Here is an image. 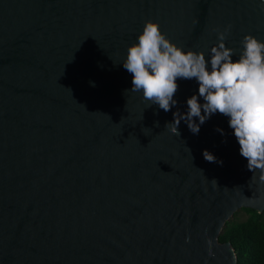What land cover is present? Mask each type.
Returning a JSON list of instances; mask_svg holds the SVG:
<instances>
[{"label":"water","instance_id":"obj_1","mask_svg":"<svg viewBox=\"0 0 264 264\" xmlns=\"http://www.w3.org/2000/svg\"><path fill=\"white\" fill-rule=\"evenodd\" d=\"M148 20L206 58L228 25L233 59L246 34L264 41V0H0V264H237L218 236L264 210V182L228 117L165 128L194 78L168 112L130 91Z\"/></svg>","mask_w":264,"mask_h":264},{"label":"clouds","instance_id":"obj_2","mask_svg":"<svg viewBox=\"0 0 264 264\" xmlns=\"http://www.w3.org/2000/svg\"><path fill=\"white\" fill-rule=\"evenodd\" d=\"M230 30L231 25L215 30L218 42L206 58L202 50L178 46L166 37L158 22L148 20L137 42L128 47L122 64L132 77L130 91L142 93L147 107L158 105L164 112L177 104V80L194 78L199 84L198 95L190 96L187 111L174 112L173 121L165 128L179 136L183 120L193 134H198L212 115L228 117L252 178L259 172V181L264 182V41L246 34L238 58L233 59L236 50L225 45ZM217 131L224 134L223 129ZM203 156L208 162L222 163L207 149Z\"/></svg>","mask_w":264,"mask_h":264},{"label":"trees","instance_id":"obj_3","mask_svg":"<svg viewBox=\"0 0 264 264\" xmlns=\"http://www.w3.org/2000/svg\"><path fill=\"white\" fill-rule=\"evenodd\" d=\"M247 212L243 220H234L237 211L225 222L218 238L230 241L235 248L237 264H264V210L258 212L242 207Z\"/></svg>","mask_w":264,"mask_h":264},{"label":"rangeland","instance_id":"obj_4","mask_svg":"<svg viewBox=\"0 0 264 264\" xmlns=\"http://www.w3.org/2000/svg\"><path fill=\"white\" fill-rule=\"evenodd\" d=\"M247 217V212L245 210L238 209L237 214L234 217H231V219L234 220H243Z\"/></svg>","mask_w":264,"mask_h":264}]
</instances>
